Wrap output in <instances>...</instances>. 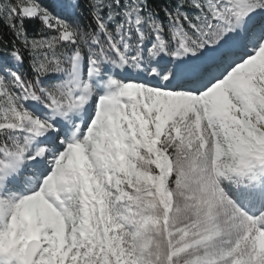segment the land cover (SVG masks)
<instances>
[{"label": "snow or ice", "instance_id": "obj_1", "mask_svg": "<svg viewBox=\"0 0 264 264\" xmlns=\"http://www.w3.org/2000/svg\"><path fill=\"white\" fill-rule=\"evenodd\" d=\"M0 264H264V0H0Z\"/></svg>", "mask_w": 264, "mask_h": 264}]
</instances>
